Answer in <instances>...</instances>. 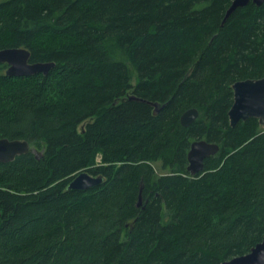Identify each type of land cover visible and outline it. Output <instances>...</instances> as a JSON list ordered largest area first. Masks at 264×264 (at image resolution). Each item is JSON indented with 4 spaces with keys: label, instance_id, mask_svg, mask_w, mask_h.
Here are the masks:
<instances>
[{
    "label": "trees",
    "instance_id": "obj_1",
    "mask_svg": "<svg viewBox=\"0 0 264 264\" xmlns=\"http://www.w3.org/2000/svg\"><path fill=\"white\" fill-rule=\"evenodd\" d=\"M231 1L0 0V49L54 63L0 62V137L35 150L0 162V264H221L262 240L264 127L228 110L264 76V1ZM195 139L219 150L191 176ZM81 171L103 182L67 189Z\"/></svg>",
    "mask_w": 264,
    "mask_h": 264
},
{
    "label": "water",
    "instance_id": "obj_2",
    "mask_svg": "<svg viewBox=\"0 0 264 264\" xmlns=\"http://www.w3.org/2000/svg\"><path fill=\"white\" fill-rule=\"evenodd\" d=\"M249 1L260 5L264 0H232L224 18L235 8L247 4ZM29 58L30 51L24 47L0 49V62L6 63L5 73L9 76H26L37 72L47 73L54 66L53 62H30ZM232 92L233 101L228 110L230 125L234 126L238 121L253 117L257 118L260 125L264 127V76L236 80L232 84ZM150 103L157 106V103ZM197 115L198 111L195 107L188 108L180 115V123L183 126H188ZM218 150L219 145L215 142L206 139L193 140L187 152L186 170L191 176L198 174L204 169L205 158L216 154ZM28 151L35 152L27 140L0 137V162L11 161L15 156ZM102 182L103 176H94L87 171H81L69 181L67 189L86 190ZM137 204H141L140 194ZM221 264H264V237L249 252L223 261Z\"/></svg>",
    "mask_w": 264,
    "mask_h": 264
},
{
    "label": "rangeland",
    "instance_id": "obj_3",
    "mask_svg": "<svg viewBox=\"0 0 264 264\" xmlns=\"http://www.w3.org/2000/svg\"><path fill=\"white\" fill-rule=\"evenodd\" d=\"M132 82L135 83V76H134V73H133V79H132Z\"/></svg>",
    "mask_w": 264,
    "mask_h": 264
}]
</instances>
